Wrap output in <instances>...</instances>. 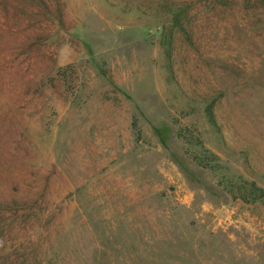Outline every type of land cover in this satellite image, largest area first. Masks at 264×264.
Instances as JSON below:
<instances>
[{"label": "rangeland", "instance_id": "rangeland-1", "mask_svg": "<svg viewBox=\"0 0 264 264\" xmlns=\"http://www.w3.org/2000/svg\"><path fill=\"white\" fill-rule=\"evenodd\" d=\"M0 264H264V3L0 0Z\"/></svg>", "mask_w": 264, "mask_h": 264}, {"label": "trees", "instance_id": "trees-1", "mask_svg": "<svg viewBox=\"0 0 264 264\" xmlns=\"http://www.w3.org/2000/svg\"><path fill=\"white\" fill-rule=\"evenodd\" d=\"M257 1H260V2L264 3V0H257ZM206 113H207L209 121L214 126H216V120H215V115H214V112H213V108L212 107H206Z\"/></svg>", "mask_w": 264, "mask_h": 264}]
</instances>
